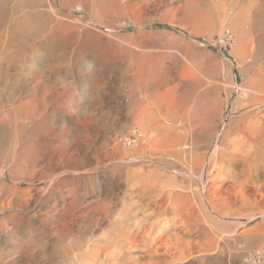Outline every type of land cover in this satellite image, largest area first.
<instances>
[{
  "label": "rangeland",
  "instance_id": "obj_1",
  "mask_svg": "<svg viewBox=\"0 0 264 264\" xmlns=\"http://www.w3.org/2000/svg\"><path fill=\"white\" fill-rule=\"evenodd\" d=\"M0 264H264V0H0Z\"/></svg>",
  "mask_w": 264,
  "mask_h": 264
},
{
  "label": "bare ground",
  "instance_id": "obj_2",
  "mask_svg": "<svg viewBox=\"0 0 264 264\" xmlns=\"http://www.w3.org/2000/svg\"><path fill=\"white\" fill-rule=\"evenodd\" d=\"M157 106V105H156ZM251 106H252V103H250V105L249 104H247V108L248 109H250L251 108ZM258 120H259V118H258ZM146 122V121H145ZM145 124V123H144ZM211 125V124H210ZM145 132V131H144ZM221 132V131H220ZM252 132H253V130H252ZM144 135H145V133H144ZM254 135V134H253ZM257 137V136H256ZM251 138V140H252V137H250ZM254 138V137H253ZM258 142V141H257ZM210 159H211V163H213L214 165H215V163H216V161H217V159H216V151H213V153H212V155H211V157H210ZM213 221H215V222H217L218 223V220L217 219H213ZM223 224V228H225V230L227 231V232H229V231H232L233 229H231L232 227H231V224L230 223H222Z\"/></svg>",
  "mask_w": 264,
  "mask_h": 264
},
{
  "label": "built area",
  "instance_id": "obj_3",
  "mask_svg": "<svg viewBox=\"0 0 264 264\" xmlns=\"http://www.w3.org/2000/svg\"><path fill=\"white\" fill-rule=\"evenodd\" d=\"M220 40L225 42L226 44H231V42L233 41L232 32L230 30L224 31L223 34L221 35Z\"/></svg>",
  "mask_w": 264,
  "mask_h": 264
}]
</instances>
